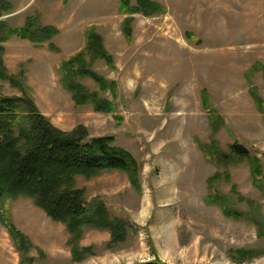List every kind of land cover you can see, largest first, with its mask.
<instances>
[{"label": "rangeland", "instance_id": "obj_1", "mask_svg": "<svg viewBox=\"0 0 264 264\" xmlns=\"http://www.w3.org/2000/svg\"><path fill=\"white\" fill-rule=\"evenodd\" d=\"M10 1L2 20L23 27L37 17L58 33L0 42L1 62L18 78L15 86L0 78V96L32 97L63 133L112 136L138 164L131 177L121 170L77 177L84 200L102 203L128 232L114 241L108 229L83 228L79 258L63 222L30 198L9 199L12 222L30 241L25 264H264V234L210 200L218 192L241 216L252 205L264 216V105L252 93L264 103V0H150L155 11L121 9L139 0ZM88 28L96 46L81 64L97 76L73 77L98 100L77 104L61 66L85 49ZM211 115L224 120L216 132ZM235 142L255 161L229 156ZM206 145L228 156L212 157ZM1 203L0 264H21Z\"/></svg>", "mask_w": 264, "mask_h": 264}, {"label": "trees", "instance_id": "obj_2", "mask_svg": "<svg viewBox=\"0 0 264 264\" xmlns=\"http://www.w3.org/2000/svg\"><path fill=\"white\" fill-rule=\"evenodd\" d=\"M126 2V1H125ZM14 5L10 0H0V42L18 36L32 42H43L52 39L58 33L53 26H41L37 17L28 18L23 27H13L8 21L1 18L5 13H10ZM123 11L133 10H158L157 5L150 0H139L136 7L124 3ZM87 45L69 61L63 62V80L66 87L73 93L77 104L85 101L98 100L97 93H89L79 84L73 76L97 75L84 68V56L95 48L96 34L94 28L86 30ZM4 52L0 46V78L8 80L12 85H17V77L8 75L7 69L1 62ZM76 65L80 67L77 72H72ZM260 110L263 109V100L259 94L252 91ZM205 104L209 103L206 92ZM98 110H106L102 101L94 103ZM210 123L214 132L219 130L224 123L222 117L210 116ZM218 144V143H215ZM205 150L215 158L228 156V153L219 150L218 145H206ZM251 159L250 151L243 145L235 142L231 145L229 156ZM257 162L258 159H257ZM137 162L124 148L115 145V138L98 137L88 139L87 135L68 134L55 129L48 119L38 110L32 97L0 96V201H2V221L10 225L11 235L16 246L22 252L21 264H25V249L29 246L28 237L18 231L12 222L5 203L9 199L27 197L32 199L39 207L43 208L55 221L63 222L69 232V244L74 258H79V239L85 227H97L110 230L114 241L127 237V224L112 218L102 203H87L83 198L82 190L77 188V177L90 176L104 170H121L130 175L136 174ZM258 169L255 168V174ZM259 172V170H258ZM219 178H210L212 184ZM211 202L219 204L224 213L234 218H245L254 223L260 235L264 234V216L260 208L254 205L245 216L231 208L229 200L224 195L214 192ZM251 204H253L250 201ZM132 264H169L160 259H154Z\"/></svg>", "mask_w": 264, "mask_h": 264}]
</instances>
